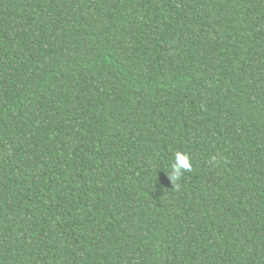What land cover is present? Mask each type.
<instances>
[{
  "label": "trees",
  "instance_id": "trees-1",
  "mask_svg": "<svg viewBox=\"0 0 264 264\" xmlns=\"http://www.w3.org/2000/svg\"><path fill=\"white\" fill-rule=\"evenodd\" d=\"M0 264H264V0H0Z\"/></svg>",
  "mask_w": 264,
  "mask_h": 264
},
{
  "label": "clouds",
  "instance_id": "clouds-1",
  "mask_svg": "<svg viewBox=\"0 0 264 264\" xmlns=\"http://www.w3.org/2000/svg\"><path fill=\"white\" fill-rule=\"evenodd\" d=\"M191 162L190 159L187 155L181 154V153H176L175 156V163L173 165L174 173L173 176L176 178H179V176L184 172V171H189L191 170Z\"/></svg>",
  "mask_w": 264,
  "mask_h": 264
}]
</instances>
